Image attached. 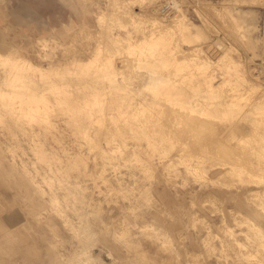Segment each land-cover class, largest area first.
I'll use <instances>...</instances> for the list:
<instances>
[{"label":"rangeland","instance_id":"1","mask_svg":"<svg viewBox=\"0 0 264 264\" xmlns=\"http://www.w3.org/2000/svg\"><path fill=\"white\" fill-rule=\"evenodd\" d=\"M11 46L0 264H264V0H0Z\"/></svg>","mask_w":264,"mask_h":264},{"label":"bare ground","instance_id":"2","mask_svg":"<svg viewBox=\"0 0 264 264\" xmlns=\"http://www.w3.org/2000/svg\"><path fill=\"white\" fill-rule=\"evenodd\" d=\"M81 8V7H80ZM180 14V20H181V28L182 29H190V28H192V26L194 25V23L192 22V21H189V20H187V17H186V14L184 13V12H181V13H179ZM246 16V15H245ZM246 18V17H245ZM245 18H243V19H245ZM240 19V18H239ZM84 23V22H83ZM239 23V22H238ZM252 23V22H251ZM245 25L246 24H244V27H245ZM242 26H243V24H242ZM248 29V28H247ZM194 31V30H193ZM192 32V31H191ZM193 33V32H192ZM152 34V33H151ZM150 34V35H151ZM162 34V33H161ZM157 35V34H156ZM155 35V36H156ZM164 35V34H163ZM160 35V39H158V38H156V39H151L150 38V44L151 45H153L154 47L152 48L153 50H155L156 48H161L162 46L164 47H166L167 45L169 46L170 44L168 43V42H165L166 40H164L166 37H164V36H166V35ZM167 35H168V33H167ZM172 36V35H171ZM164 37V38H163ZM172 39H173V37H172ZM171 40V37H170V39H169V41ZM207 40V39H206ZM161 46V47H160ZM167 46V47H168ZM174 46H175V44H174ZM191 46V45H190ZM130 47V48H129ZM128 48L131 50V48H132V44L129 42L128 43ZM170 48H172V47H170ZM176 48H178L177 46H176ZM176 48L174 49V48H172V50L173 51H175L176 50ZM189 48H191V47H189ZM163 48H161V50H162ZM181 49V48H180ZM186 49V48H185ZM184 49V50H185ZM157 50H160V49H157ZM167 50V49H166ZM139 51V50H138ZM180 51V50H179ZM182 51V50H181ZM140 52V51H139ZM158 52V51H157ZM157 52H155L154 53V56L157 54ZM160 54V53H159ZM168 53V51L166 52V54H165V57H166V55H167V57H168V59H169V56L171 55L172 56V54H169ZM98 52L96 51L95 53H94V55L93 56H91V57H89L88 59H89V62L88 63H90V62H92V61H94L97 57H98ZM175 55H177V54H175ZM178 55L180 56V54L178 53ZM173 56H174V54H173ZM172 56V59L171 60H173V58H175L174 59V61L176 62V60H177V62H179V58L178 57H173ZM0 57H7L6 59H9V57H13L15 60H19V58H22V56H20V54L18 53V51L16 50V48L15 47H13V46H11V47H9L8 49H7V52H4V51H1L0 50ZM138 57V56H137ZM135 58V57H134ZM139 58H140V56H139ZM138 58V59H139ZM142 58V57H141ZM141 58H140V60H141ZM161 58H163V57H161ZM23 59H25L24 61V63L26 64V66L27 67H36V68H38V66H36V64L35 63H33L31 60H29V58H23ZM137 59V60H138ZM2 60V59H1ZM162 60V59H161ZM165 60V59H164ZM170 60V59H169ZM168 61V60H167ZM173 61V62H174ZM73 63V64H75L76 66H80V62H79V60L78 59H75V60H72V61H70V63ZM103 62V61H102ZM161 62V61H160ZM162 63H163V61H162ZM164 63H165V61H164ZM170 63V62H169ZM103 64V63H102ZM172 64H174V63H172ZM66 65H67V62H60V63H58L57 65H55V66H52V67H54V68H56V69H58L59 67H63L64 69H65V67H66ZM138 65V64H137ZM165 66H167V65H165ZM6 67V66H5ZM87 67V66H86ZM48 68V67H47ZM6 69V68H5ZM43 70H45V69H43ZM48 70V69H47ZM172 70H173V68H172ZM170 71H171V69H170ZM235 72H236V70H235ZM113 73H115L116 74V72H115V66H114V69H113ZM143 73V72H142ZM243 73V72H242ZM241 73V74H242ZM240 74V73H239ZM244 74V73H243ZM236 75H237V72H236ZM120 76V75H119ZM205 77H207V76H205ZM246 77H247V75H246ZM124 78V77H123ZM170 78H171V76H170ZM210 78H212L213 79V77H210ZM241 78H243V77H241ZM250 78V77H249ZM114 79H115V76H114ZM120 79H122V78H120ZM212 79H210V82H211V80ZM207 80V79H206ZM239 80H241V79H239ZM244 80H247L246 78H244L243 79V82H244ZM249 80V79H248ZM209 81V80H208ZM251 81V80H250ZM253 81V80H252ZM255 81V80H254ZM205 82V79L203 80V83ZM10 83V82H9ZM125 83H126V81H125ZM209 83V82H208ZM212 83V82H211ZM249 83V82H248ZM255 83H256V81H255ZM127 84V83H126ZM210 84V83H209ZM214 84V83H213ZM253 84V83H252ZM10 85L12 86V87H15V85L16 84H13V83H10ZM155 85V83H153V86ZM158 85V84H157ZM205 85V84H204ZM248 86L250 85V84H247ZM257 85V84H256ZM116 86V85H115ZM118 86V85H117ZM207 86V85H206ZM205 86V87H206ZM210 86V85H209ZM212 86V85H211ZM118 87H120L121 88V86L119 85ZM123 87V86H122ZM156 87V86H155ZM159 87V86H158ZM208 87V86H207ZM206 87V88H207ZM252 87V86H251ZM250 87V88H251ZM123 88H125V87H123ZM212 88H214L213 86H212ZM258 88V87H257ZM126 89V88H125ZM215 89V88H214ZM213 89V90H214ZM259 90L261 89L260 87L258 88ZM210 90V89H209ZM212 90V89H211ZM211 90H210V92H211ZM215 90H218V88L217 89H215ZM264 90V89H263ZM206 91H207V89H206ZM262 92V91H261ZM207 93V92H206ZM209 94V93H208ZM211 94V96H213V94L214 93H210ZM219 94V93H218ZM215 96H216V94H214ZM220 95V94H219ZM233 95V94H232ZM206 96H207V94H206ZM209 96V95H208ZM224 96H226V95H224ZM231 96V95H230ZM228 97V96H227ZM237 97H238V95H237ZM213 98H214V96H213ZM216 98V97H215ZM230 98V97H229ZM6 99V98H5ZM233 99H235V98H233ZM212 100V99H211ZM16 101V100H15ZM208 101H210V97H209V99H208ZM214 101V100H213ZM95 102V101H94ZM101 102V101H100ZM226 102V101H225ZM206 103V102H205ZM204 103V104H205ZM210 103H212V101L211 102H209L208 104H210ZM201 104H202V101H201ZM215 104V103H214ZM106 107V106H105ZM177 112V111H176ZM182 114H183V112H182ZM105 115H106V113H105ZM175 115V114H174ZM191 115V114H190ZM196 115V114H195ZM181 116V115H180ZM183 116H184V114H183ZM193 116H191V118H192ZM255 117V116H254ZM205 118V117H204ZM105 119H106V117H105ZM205 119H207V118H205ZM195 120V119H194ZM235 120V119H234ZM186 121V120H185ZM198 121V120H197ZM216 121V120H215ZM223 121V120H222ZM107 122V121H106ZM191 122V121H190ZM215 123V122H214ZM216 123L218 124V121H216ZM215 123V124H216ZM220 123V122H219ZM222 123V122H221ZM254 123V122H253ZM198 124H200V122L199 123H197V125ZM212 124H213V122H212ZM224 124V123H223ZM247 124H248V122H247ZM202 125H203V122H202ZM209 125V124H208ZM235 125V124H234ZM196 126V125H195ZM225 126V125H224ZM227 126H229V125H227ZM190 127V126H189ZM194 127V126H193ZM200 127V126H199ZM231 127V126H230ZM252 127V126H251ZM219 128V127H218ZM222 128V127H221ZM228 128V127H227ZM110 129V128H109ZM189 129V128H188ZM197 129V128H196ZM202 129V128H201ZM205 129V128H204ZM187 130V129H186ZM228 130V129H227ZM196 131V130H195ZM197 131H198V129H197ZM205 132V131H204ZM208 132V131H207ZM210 132V131H209ZM233 132H234V130H233ZM230 133V132H229ZM198 134H199V132H198ZM199 135H201V134H199ZM202 135H203V132H202ZM239 135V134H238ZM182 139V138H181ZM188 140H189V138H188ZM191 140V139H190ZM206 140V139H205ZM231 141V140H230ZM193 142H194V140H193ZM214 142H215V140H214ZM189 143V142H188ZM196 143V142H195ZM262 143V142H261ZM199 144H200V141H199ZM213 144V143H212ZM211 144V145H212ZM233 146H234V144H233ZM238 146V145H237ZM208 147V146H207ZM233 150H234V148H233ZM220 151H221V149H220ZM253 151H254V149H253ZM201 152V151H200ZM222 152V151H221ZM228 152V151H227ZM212 155V154H211ZM221 156V155H220ZM238 157V156H237ZM231 158V157H230ZM248 161V160H247ZM198 163V162H197ZM200 168V167H199ZM202 169V168H201ZM229 170V169H228ZM224 172H227V170L226 171H224ZM223 172V173H224ZM199 173H200V171H199ZM228 173V172H227ZM221 174V173H220ZM218 177V176H217ZM223 178V177H222ZM221 179V178H220ZM219 179V180H220ZM222 181V180H221ZM224 181V180H223ZM216 184V183H215ZM220 184V183H219ZM219 184H217L218 186H219ZM223 185V184H222ZM220 186H221V184H220ZM217 198V197H216ZM222 201V200H221ZM220 203V202H219ZM239 215V214H238ZM242 216V215H241ZM238 217V216H237ZM244 219H240V221H243ZM238 221H239V218H238ZM244 221H247V220H244ZM251 225H253V224H251ZM249 226V225H248ZM248 228V227H247ZM253 229V228H252ZM260 229H261V227H260ZM262 234V233H261ZM214 235V234H213ZM87 247V246H86ZM259 254V253H258ZM253 263V262H252Z\"/></svg>","mask_w":264,"mask_h":264},{"label":"crops","instance_id":"3","mask_svg":"<svg viewBox=\"0 0 264 264\" xmlns=\"http://www.w3.org/2000/svg\"><path fill=\"white\" fill-rule=\"evenodd\" d=\"M81 255V254H80Z\"/></svg>","mask_w":264,"mask_h":264}]
</instances>
